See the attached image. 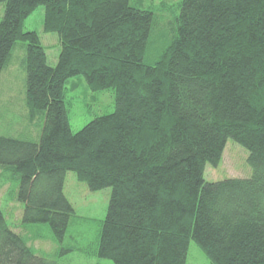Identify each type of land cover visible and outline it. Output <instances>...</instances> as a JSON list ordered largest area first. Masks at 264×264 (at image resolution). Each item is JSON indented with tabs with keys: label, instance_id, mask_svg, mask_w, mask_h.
<instances>
[{
	"label": "trees",
	"instance_id": "1",
	"mask_svg": "<svg viewBox=\"0 0 264 264\" xmlns=\"http://www.w3.org/2000/svg\"><path fill=\"white\" fill-rule=\"evenodd\" d=\"M0 72L25 42L27 117L38 140L0 134V166L18 176L25 223L62 241L74 209L71 170L91 190L111 187L94 255L114 264H185L193 239L210 264H264V0H181L171 39L144 62L155 14L129 0H0ZM44 7L60 43L54 66L24 19ZM83 75L112 89L114 110L78 131L65 84ZM245 147L247 178L206 181L226 140ZM0 264H57L37 255L0 209Z\"/></svg>",
	"mask_w": 264,
	"mask_h": 264
},
{
	"label": "rangeland",
	"instance_id": "2",
	"mask_svg": "<svg viewBox=\"0 0 264 264\" xmlns=\"http://www.w3.org/2000/svg\"><path fill=\"white\" fill-rule=\"evenodd\" d=\"M181 0H129L133 6L150 9L155 14L144 62L152 64L169 43ZM4 4L0 1V20ZM44 7L38 5L24 19L22 29L35 31L45 47L46 60L54 66L58 59L60 43L55 32L43 30ZM25 42L17 41L3 70L0 72V134L23 140H38L42 118L30 121L25 103ZM65 104L69 125L78 131L93 118L114 110L112 89L92 90L83 75L68 78L65 84ZM248 150L232 138L226 140L221 158L214 165L207 162L203 171L206 181L227 178H247L252 167L248 162ZM18 187L17 173L11 168L0 166V209L8 226L23 236L37 255L56 259L57 264H114L107 258L94 255L98 232L104 219L111 187L91 190L86 183L76 178L71 170L65 174L63 193L71 203V215L62 241H56L46 222L25 223L22 220L23 203L15 193ZM185 264H210L200 246L190 239Z\"/></svg>",
	"mask_w": 264,
	"mask_h": 264
}]
</instances>
